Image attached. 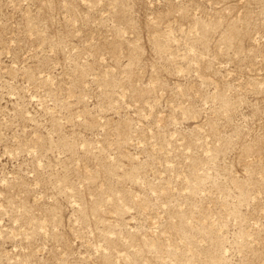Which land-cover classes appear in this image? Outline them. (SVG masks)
I'll return each instance as SVG.
<instances>
[{"label": "rangeland", "instance_id": "rangeland-1", "mask_svg": "<svg viewBox=\"0 0 264 264\" xmlns=\"http://www.w3.org/2000/svg\"><path fill=\"white\" fill-rule=\"evenodd\" d=\"M0 264H264V0H0Z\"/></svg>", "mask_w": 264, "mask_h": 264}]
</instances>
